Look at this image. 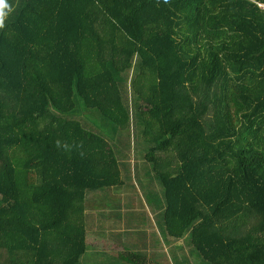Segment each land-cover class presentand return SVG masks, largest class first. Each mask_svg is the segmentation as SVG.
<instances>
[{
    "label": "trees",
    "instance_id": "obj_1",
    "mask_svg": "<svg viewBox=\"0 0 264 264\" xmlns=\"http://www.w3.org/2000/svg\"><path fill=\"white\" fill-rule=\"evenodd\" d=\"M5 5L0 264H84L88 197L125 182L118 146L62 116L77 95L119 131L139 113L173 239L264 264V0Z\"/></svg>",
    "mask_w": 264,
    "mask_h": 264
},
{
    "label": "crops",
    "instance_id": "obj_2",
    "mask_svg": "<svg viewBox=\"0 0 264 264\" xmlns=\"http://www.w3.org/2000/svg\"><path fill=\"white\" fill-rule=\"evenodd\" d=\"M124 184L101 192L113 201L112 205L105 203L97 208L99 194L90 196L91 203L87 207L88 247L82 257L83 263L202 264L186 238L173 239L167 233L162 220V190L151 208L153 220L142 222L138 215L128 213L129 194L122 188Z\"/></svg>",
    "mask_w": 264,
    "mask_h": 264
},
{
    "label": "rangeland",
    "instance_id": "obj_3",
    "mask_svg": "<svg viewBox=\"0 0 264 264\" xmlns=\"http://www.w3.org/2000/svg\"><path fill=\"white\" fill-rule=\"evenodd\" d=\"M76 103L74 112L64 113L62 116L67 118L77 117L87 129L105 136L111 143L118 146L117 157L120 162L122 178L125 181L122 188L129 194L127 200L130 205L128 213L138 215L139 221H152L151 213L155 206V197L156 195H161L163 187L153 172L151 163L145 157L151 144L145 137V126L139 123V113L137 111L132 112L133 120L131 126L124 131H119L116 128L118 127L117 125L104 117L98 109L86 106L78 95L76 96ZM115 128L118 130L116 133ZM102 191L98 190L90 193L87 205L90 206V196L96 194L100 196L97 198V201H99L97 208L105 203L112 205L113 201L101 195ZM89 212L92 211L89 210ZM196 255L204 264L202 257L198 254Z\"/></svg>",
    "mask_w": 264,
    "mask_h": 264
},
{
    "label": "clouds",
    "instance_id": "obj_4",
    "mask_svg": "<svg viewBox=\"0 0 264 264\" xmlns=\"http://www.w3.org/2000/svg\"><path fill=\"white\" fill-rule=\"evenodd\" d=\"M5 6H6L5 0H0V26H2L4 23V17L6 15V13L4 11H2V8Z\"/></svg>",
    "mask_w": 264,
    "mask_h": 264
}]
</instances>
